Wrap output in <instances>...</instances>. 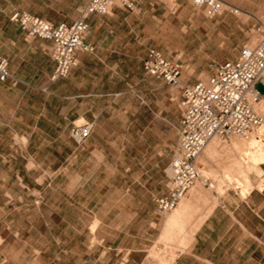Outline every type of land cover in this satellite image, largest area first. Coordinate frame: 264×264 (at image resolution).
Masks as SVG:
<instances>
[{"label": "rangeland", "instance_id": "374dc122", "mask_svg": "<svg viewBox=\"0 0 264 264\" xmlns=\"http://www.w3.org/2000/svg\"><path fill=\"white\" fill-rule=\"evenodd\" d=\"M14 1L56 24L78 19L88 3ZM132 1L134 9L119 2L124 7L119 17L105 19L104 32L109 31L105 45L116 56L110 57L107 64L89 62L90 78L100 83L98 95L90 97V118L99 113L92 136L81 145L55 136L32 137L29 143L26 137H0L3 145L8 142L17 149L0 152V159L7 155L11 165L0 169V173L10 175L11 191L23 187L28 198L29 194L31 198L41 194L43 220L51 228L43 231V239L51 241L49 255L59 257L57 264H69L66 257L76 260L87 251L93 256L101 242L110 257L106 264H114V253L126 257L131 250L136 264H164L172 253L179 255L186 250L189 243L182 244L187 231L226 190L238 189L245 195L264 184V170L260 169L263 163L251 164L248 147L233 145L240 137H217L222 144L219 153L209 156L212 164L207 173L201 168L205 178H212V186L198 181L207 193L202 200L209 198L208 208L195 207L183 223L179 217L178 224L184 229L173 226L177 228L172 236V228L169 232L165 224L177 208L161 214L156 200L168 191L170 163L178 144L182 92L165 85L143 67L148 49L154 47L182 66L183 84L207 81L218 63L237 57L245 45L257 43L264 0H244L240 7L244 12L225 10L218 15L191 0ZM7 3L0 0V53L11 33L23 30L9 22ZM257 88L263 93L264 83ZM56 138L64 150H35ZM234 158L239 162L236 165ZM240 168L249 169L250 185L238 173ZM17 175L24 178V186L17 182Z\"/></svg>", "mask_w": 264, "mask_h": 264}, {"label": "crops", "instance_id": "0c3cea01", "mask_svg": "<svg viewBox=\"0 0 264 264\" xmlns=\"http://www.w3.org/2000/svg\"><path fill=\"white\" fill-rule=\"evenodd\" d=\"M227 1L239 8L244 4V0ZM122 5L116 3L107 15L89 16L90 31L86 42L94 46V51L78 52L77 65L70 74L55 80L53 75L56 63L52 57V42L31 36L10 19L16 10L40 15L26 10L14 0H8L6 13L9 22L22 31L12 32L11 37L1 45V54L9 59L11 77L5 81L0 80V137H26L29 143L32 137L55 136L65 142L70 140L73 144L81 145L92 136L80 144L75 141L70 129L82 119L94 123V132L97 128L99 113H93V118H90L89 113L93 110L90 97L98 95L100 83L90 78L89 62L94 60L107 64L110 57L116 56L115 51L107 49L105 45L109 36V31L104 32L107 29L105 19L118 18L123 12ZM241 10V13L244 12ZM76 20L67 19L65 23L71 24ZM2 142L0 152L13 148L17 150L8 142L5 145ZM52 142L49 145L42 143L35 150H64L58 138ZM72 143L69 145L73 146ZM219 151V148H214L207 153L203 152L199 157L202 161L198 159L199 166L209 170L208 166L212 164L209 156H215ZM234 162L233 165L239 163L238 159ZM10 167L8 156L2 155L0 169ZM260 169L264 170V163L263 169ZM226 173L230 176L229 172ZM238 173L241 176L245 173L248 179L246 184H251L249 169L240 168ZM17 182L24 186V178L20 175H17ZM0 183V264H57L59 257L49 255L51 241L43 239V231H50L51 228L43 220L41 194H34L32 198L29 194L28 198L23 187L21 191H11L8 187V172L0 173ZM209 183L212 184V178L206 182L210 187ZM205 201L197 199L195 202L198 207L204 208L209 198ZM210 207L175 264H264V184L261 188L253 187L245 195L238 189H228ZM96 247L93 256L87 251V255L76 260L73 256L65 260L69 264H106L110 258L106 246L101 242ZM87 248H91V245ZM112 260L114 264H136L132 250L126 257L119 252L114 253Z\"/></svg>", "mask_w": 264, "mask_h": 264}, {"label": "built area", "instance_id": "2783aa9c", "mask_svg": "<svg viewBox=\"0 0 264 264\" xmlns=\"http://www.w3.org/2000/svg\"><path fill=\"white\" fill-rule=\"evenodd\" d=\"M191 1L196 6L205 7L212 15L225 10L240 13V8L227 0ZM119 2L131 10L135 7L132 0H88L79 18L71 24H54L19 10L14 11L10 19L31 36L52 42V57L56 63L53 79L57 80L67 77L77 65L78 52L94 51V46L86 42L90 31L89 16L107 15ZM257 32L255 45H245L237 58L218 63L207 81L192 85L183 84V68L179 63L167 58L157 48L148 49L145 71L165 85L182 90L178 144L170 163L168 191L156 200L159 213L175 210L197 181L205 179L209 182L210 178H205L202 173L198 158L213 138L248 137L264 125V115L256 109L264 97V92L257 88L260 82L264 83V20L259 21ZM10 77L9 59L0 53V80ZM93 131L94 123L85 121L75 123L71 132L75 141L81 144Z\"/></svg>", "mask_w": 264, "mask_h": 264}, {"label": "bare ground", "instance_id": "6f19581e", "mask_svg": "<svg viewBox=\"0 0 264 264\" xmlns=\"http://www.w3.org/2000/svg\"><path fill=\"white\" fill-rule=\"evenodd\" d=\"M242 10H239V12L241 13ZM253 46V45H252ZM256 109L258 112H260L261 114L264 115V97L263 100L261 101V103H259L258 105H256ZM83 120V119H82ZM257 131V130H256ZM221 142L218 140L217 137L213 138L212 141L207 145V149L211 150L214 148H219ZM234 145H241V147H248L249 150V156H250V162L253 165H259L260 163H264V125L260 128V130L258 132L253 131L248 137H240L239 139H234L233 142ZM222 145V144H221ZM226 146H223V148ZM205 148V149H206ZM228 148V147H227ZM244 148V149H245ZM204 149V150H205ZM204 152V151H203ZM200 157V156H199ZM199 159V158H198ZM233 161H237V158H234ZM234 162V163H235ZM238 163V162H237ZM204 172H208V170L205 168ZM204 175V174H203ZM205 177V176H204ZM244 177V181H248L246 174L244 173L243 176ZM203 179H201L202 181ZM200 181V180H199ZM203 182V181H202ZM206 191L202 185L201 182H198L190 189V191L188 192V195H186L181 202L179 203L177 210H175V212H173L172 214H170L168 220L166 221V226L168 227V229L170 230V228H172V232L176 230V228H179V224L178 221L181 218V221L184 217H186V215L188 216L189 213H191V211H194L195 207H198V201L197 203L195 202L197 199H203L206 196ZM197 204V205H195ZM211 208V207H210ZM196 209V208H195ZM210 209H208L205 213H203L204 215L201 216L193 225L191 231H187V236H186V242L185 245L182 244L183 246H186L190 239L192 238L195 230H197V228L199 227V224L202 222L203 218L208 214ZM199 213V212H198ZM180 217V218H179ZM185 220V218H184ZM183 223V221H182ZM181 223V224H182ZM185 223V222H184ZM178 225V226H177ZM177 226L175 229L174 227ZM181 226H183V228H181ZM180 226V229H184V225L182 224ZM166 227V228H167ZM165 228V229H166ZM168 230V231H169ZM167 229L164 231L166 232ZM178 231V230H177ZM180 231V230H179ZM184 231V230H183ZM171 232V230L169 231ZM182 232V230L180 231ZM168 233V232H167ZM176 233V232H175ZM191 233V234H190ZM166 234V233H165ZM174 232L172 233L173 236ZM175 235V234H174ZM166 236V235H165ZM171 236V238H172ZM162 237V236H161ZM164 237V235H163ZM170 237V236H169ZM168 237V238H169ZM191 237V238H190ZM166 237V239H168ZM165 239V238H164ZM165 239V240H166ZM173 240V239H172ZM155 255V254H154ZM157 255V254H156ZM178 254L177 253H172L171 255H169V258L165 261L164 264H175L176 259L178 258Z\"/></svg>", "mask_w": 264, "mask_h": 264}]
</instances>
